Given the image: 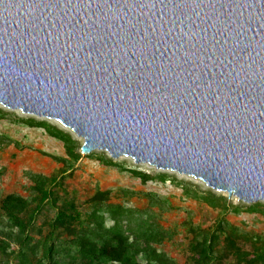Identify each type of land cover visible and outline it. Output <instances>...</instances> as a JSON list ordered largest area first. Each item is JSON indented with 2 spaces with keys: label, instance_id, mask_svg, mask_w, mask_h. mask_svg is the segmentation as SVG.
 Segmentation results:
<instances>
[{
  "label": "water",
  "instance_id": "obj_1",
  "mask_svg": "<svg viewBox=\"0 0 264 264\" xmlns=\"http://www.w3.org/2000/svg\"><path fill=\"white\" fill-rule=\"evenodd\" d=\"M0 105L264 202V0H0Z\"/></svg>",
  "mask_w": 264,
  "mask_h": 264
},
{
  "label": "trees",
  "instance_id": "obj_2",
  "mask_svg": "<svg viewBox=\"0 0 264 264\" xmlns=\"http://www.w3.org/2000/svg\"><path fill=\"white\" fill-rule=\"evenodd\" d=\"M6 113L0 110V115ZM28 127L40 128L51 138L63 145L65 158H55L56 161L74 163L80 159L79 143L71 134L48 124L37 122L32 118L22 120ZM88 154L86 157H92ZM97 161L106 166L117 167L105 155H99ZM70 164V166H71ZM61 176L44 177L31 176L32 196L30 199L9 194L0 199V226L5 227L9 237L14 232L13 242L16 249L11 252L15 264H176L154 247L167 237L150 218L143 219L119 204L109 203V192H96L90 198L91 210L81 214L74 207V202L64 194V208H57L55 191L61 187ZM141 183L157 181L169 182L180 186L174 176L165 173L147 174L130 170ZM183 195L199 201L207 207L216 210L218 215L211 230L192 227V236L187 245L190 258L185 264H222L233 259V264H264V240L258 235L250 236L253 243L250 251L239 246L241 234L238 228L228 224L227 214H239L241 211L264 216V203L250 205H232L228 200L210 190H200L190 183H183ZM149 197L148 194H145ZM55 208L54 216L49 220L47 232L33 246V239L28 230L34 227L37 217L45 208ZM105 220L111 225L106 227ZM100 224L95 228L93 223ZM245 238V237H244ZM2 241L1 252L5 253Z\"/></svg>",
  "mask_w": 264,
  "mask_h": 264
},
{
  "label": "rangeland",
  "instance_id": "obj_3",
  "mask_svg": "<svg viewBox=\"0 0 264 264\" xmlns=\"http://www.w3.org/2000/svg\"><path fill=\"white\" fill-rule=\"evenodd\" d=\"M0 110L6 113L5 116L0 115V199L9 194L30 199L33 185L31 176L58 178L62 174L61 171L65 170L60 181L61 187L55 191L57 208L65 207L63 200L64 194H67L68 198L74 202L75 209L81 214H87L91 210L90 198L98 191L109 192V203L119 204L133 211L135 215H141L143 219L150 218L151 222L167 234L162 243L154 247L176 264H185L190 258L187 245L192 234L189 229L195 227L211 230L218 215L216 210L185 197L183 183H190L202 191L210 190L225 197L232 205H247L233 195L228 197L224 192L213 191L198 180L175 172L156 170L147 164H136L129 157L112 159L104 151H93L90 153L93 154L92 157H86L87 155L80 153L83 140L57 121L23 114L19 110H9L1 105ZM28 118L37 122H47L71 134L79 143L80 159L70 163L71 166L69 163L56 161L55 158H65L62 143L48 136L40 128L23 124L22 120ZM102 154L119 166H106L98 162L96 158ZM132 169L147 174L165 173L174 176L181 185L157 181L141 183L130 173ZM54 210L55 208L47 206L37 217L34 227L28 230V235L34 240L33 246H36V242L46 234L47 225L54 216ZM225 219L230 226L238 228L241 234H245V238L240 239L238 243L243 250L250 251L253 243L249 238L252 235H258L264 240V216L241 211L239 214H227ZM104 225L108 227L111 223L105 220ZM93 226L99 228L100 224L94 222ZM8 231L0 226V247L2 241L7 244L3 245L5 253H2L0 249V264L16 263L11 254L16 249L13 242L15 231L10 237ZM161 262L160 259L158 264ZM233 263V259L230 258L222 264Z\"/></svg>",
  "mask_w": 264,
  "mask_h": 264
}]
</instances>
